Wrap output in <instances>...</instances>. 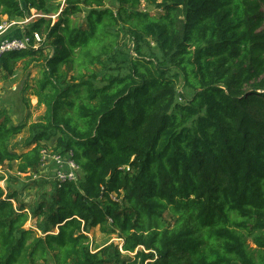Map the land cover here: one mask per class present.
<instances>
[{
  "label": "trees",
  "instance_id": "obj_1",
  "mask_svg": "<svg viewBox=\"0 0 264 264\" xmlns=\"http://www.w3.org/2000/svg\"><path fill=\"white\" fill-rule=\"evenodd\" d=\"M108 1L0 0V21L42 15L41 45L0 73L42 62L45 107L29 124L0 109V264H264V0ZM43 150L71 151L81 178L28 212L7 169L36 184ZM94 228L121 247L91 252Z\"/></svg>",
  "mask_w": 264,
  "mask_h": 264
},
{
  "label": "rangeland",
  "instance_id": "obj_2",
  "mask_svg": "<svg viewBox=\"0 0 264 264\" xmlns=\"http://www.w3.org/2000/svg\"><path fill=\"white\" fill-rule=\"evenodd\" d=\"M21 1V0H20ZM63 4V0H61V5ZM118 5V0H109L107 3L108 7L115 9ZM144 8V5L141 7ZM156 10H153L151 14H155ZM84 14H79L77 18H75L76 22H82L84 19ZM42 15L40 13L35 12V10L30 11V15L26 17L28 19V23L25 27L26 31L32 27V25L40 19ZM52 22L56 21V15L50 16ZM42 39L44 36L40 33ZM43 42V41H42ZM118 50L124 54L117 53L116 56H124L125 54H129L134 56L133 52V42L129 37H123L118 41ZM153 45V44H151ZM47 51V50H46ZM92 68V67H90ZM43 72V63L34 61L30 63L28 59L20 60L16 63L15 69L11 76H6L5 73H0V109L4 110L6 114L10 116L14 124L19 122H25L29 124L31 122H37L39 119L45 114V107L39 106L37 102V97L34 95L36 85L41 81ZM177 92L180 94L177 96L178 103H185V99L182 98L181 94L190 98L191 91L185 90L182 86V83L179 82L177 85ZM27 133L24 131L18 136H15L10 141L9 145L11 149H15L16 151H21L22 144L24 139L26 138ZM49 168V167H47ZM9 175L12 177H17V182H12L11 186L13 189L18 191V199L19 202L26 205L28 208V212L32 209V206H35L38 202V197L44 193H50L52 189L55 187V180L52 174V170L50 169L47 172V177H42L36 180V184L30 185L31 181L28 180L27 177L17 176L15 167H8ZM30 181V182H29ZM29 184L30 187L27 189H22L24 185ZM43 184V187H39ZM39 185V186H36ZM164 218L166 223L173 224V219L170 215L165 214ZM37 220H29L26 224V228L34 227L36 225ZM236 230V227H235ZM56 232V230H54ZM87 245L91 252H97L101 248L114 244L119 248L122 245V240L118 238V234H109L104 233L99 228L91 229L87 233ZM247 244L251 249H255V246L252 244L250 239H247ZM142 249V248H141ZM124 258H132L133 254H125L123 253Z\"/></svg>",
  "mask_w": 264,
  "mask_h": 264
},
{
  "label": "built area",
  "instance_id": "obj_3",
  "mask_svg": "<svg viewBox=\"0 0 264 264\" xmlns=\"http://www.w3.org/2000/svg\"><path fill=\"white\" fill-rule=\"evenodd\" d=\"M28 19L9 20L3 18L0 21V60L5 54L21 52L30 48L37 49L42 43V36L35 31L27 33L25 27ZM41 157V169L38 174H33L32 179L47 177L51 169L56 183H74L81 178L79 166L74 161V155L70 151L65 154L54 153L50 150H43ZM49 167V168H47ZM0 187H5L6 171L0 166Z\"/></svg>",
  "mask_w": 264,
  "mask_h": 264
}]
</instances>
